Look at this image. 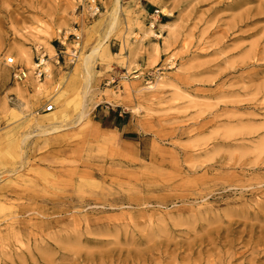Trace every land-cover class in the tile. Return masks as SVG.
<instances>
[{
	"label": "rangeland",
	"instance_id": "1",
	"mask_svg": "<svg viewBox=\"0 0 264 264\" xmlns=\"http://www.w3.org/2000/svg\"><path fill=\"white\" fill-rule=\"evenodd\" d=\"M158 1L0 0V264H264V0Z\"/></svg>",
	"mask_w": 264,
	"mask_h": 264
},
{
	"label": "built area",
	"instance_id": "2",
	"mask_svg": "<svg viewBox=\"0 0 264 264\" xmlns=\"http://www.w3.org/2000/svg\"><path fill=\"white\" fill-rule=\"evenodd\" d=\"M78 6L76 7V11L78 12L79 16L83 17L86 20H93L96 17H99L102 12V2L103 0H78ZM160 12L159 10H154L153 13L150 15L149 19L154 21L155 23L158 21ZM156 18V19H154ZM71 39V47L67 49L64 44L60 45L58 51L55 52V64L57 66L64 67L66 65L73 66L80 54L81 50V36L80 32L78 31V27L73 29V33L68 35ZM48 57L41 52V49L34 50V56L32 60V75L37 81L44 80L48 76L47 70V61ZM7 67H14V59L13 58H6L4 61ZM26 71L22 70L21 68L15 67V72L13 74V78L21 81L25 77ZM53 105H49L46 109H44L47 113L53 111Z\"/></svg>",
	"mask_w": 264,
	"mask_h": 264
},
{
	"label": "bare ground",
	"instance_id": "3",
	"mask_svg": "<svg viewBox=\"0 0 264 264\" xmlns=\"http://www.w3.org/2000/svg\"><path fill=\"white\" fill-rule=\"evenodd\" d=\"M158 4L160 5V7H165L166 5H167V3H166V1H164V0H160V1H158ZM117 8H119L120 9V4L118 3L117 4ZM165 12V11H164ZM167 14H169L170 15V13H167ZM101 22L102 21H97L96 22V24L95 25H93V26H91L92 27V29L93 30H95V32L99 29V26H100V24H101ZM157 24H158V22H156ZM143 26V25H142ZM159 26H161V27H163V28H167L168 27V24H166V23H159ZM101 28V27H100ZM90 29V28H89ZM154 29H155V25L153 24V23H151L150 24V26L149 27H146L145 29H144V27H143V30H144V35L145 36H147V37H149L150 36V33H151V31H152V33L154 32ZM99 31V30H98ZM94 32V33H95ZM151 36H153V34L151 35ZM97 49H102V47H100V46H98V48ZM102 51H105V49H102ZM106 52V51H105ZM107 53V52H106ZM9 58V57H8ZM25 78V77H24ZM19 103V102H18ZM55 104V103H54ZM49 105H46L45 106V109L48 107ZM44 112H46V111H44ZM66 114V113H65ZM64 114V112L63 113H59V112H53V113H50V114H46V115H41L40 117H38L37 118V123H38V126H39V128H41V129H44V128H47V127H54L55 125H56V123L57 122H59V121H62V120H64L65 119V117H66V115ZM61 123V122H60ZM56 127H57V125H56ZM55 128V127H54ZM53 128V129H54ZM49 130V129H48ZM47 130V131H48ZM251 137V136H250ZM253 166V165H252ZM258 216V215H257ZM255 218V217H254ZM253 218V219H254ZM257 220V219H256ZM262 219H260V221H261ZM262 222H264V220H262ZM192 224V223H191ZM253 227V226H252ZM260 229H261V227H260ZM250 231H251V229H250ZM260 231V230H259ZM252 232V231H251ZM250 234V233H249ZM254 234V233H253ZM258 234H260V238L259 239H262V240H264V228H262L261 229V231L258 233ZM257 241H259V240H257ZM260 242V241H259ZM259 242H257V244H259ZM181 246V245H180ZM188 247V246H187ZM187 250V249H186ZM251 250V249H250ZM130 251V250H129ZM181 251V250H180ZM259 251V250H258ZM257 251V247L256 248H253L252 250H251V254H256V255H260V253H262V252H264V251H262V252H258ZM258 253V254H257ZM140 253H138V254H136V255H139ZM143 254V253H142ZM253 257H254V255H252ZM139 257V256H138ZM137 257V258H138ZM141 257H142V255H141ZM145 257V256H144ZM231 257V256H230ZM233 257H234V254H233ZM136 258V257H135ZM140 259V258H139ZM231 260H232V258H231ZM250 264H251V262H250Z\"/></svg>",
	"mask_w": 264,
	"mask_h": 264
}]
</instances>
